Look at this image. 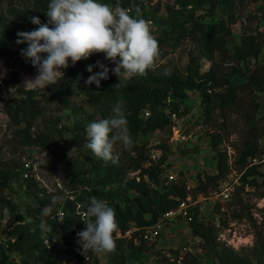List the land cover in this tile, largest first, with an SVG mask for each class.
<instances>
[{
  "label": "trees",
  "instance_id": "obj_1",
  "mask_svg": "<svg viewBox=\"0 0 264 264\" xmlns=\"http://www.w3.org/2000/svg\"><path fill=\"white\" fill-rule=\"evenodd\" d=\"M1 1L5 5L3 9L0 7V57L18 47L27 48V43H16L17 32L38 28L30 22L33 16L46 23L45 12L50 0ZM144 1L150 0H98L113 9L125 8L133 17L139 8V18L155 20L157 8L148 15ZM246 2L255 4L256 23L263 24L264 0H172L171 6L166 7L165 18L159 20V35L155 38L159 51L175 50L184 42L196 46L194 53L186 54L182 70L176 67L165 71L149 69L145 75L125 79L122 74L115 75L111 71L115 64L104 59L103 63L110 69L109 78L101 80L97 88L95 84H85L92 75L86 70L87 66L96 63L82 59L73 66L69 60V67L63 70L64 79L58 84L43 90H18L17 97L1 101L2 113L15 128L12 139L16 144L35 147L50 155L63 173L66 182L62 191L67 194H57L64 197V202L53 205L45 217L42 210L51 204L54 196L46 195L32 178H23L26 171L22 167L0 168V217L4 208L13 216L12 222L5 223L6 240L4 248L0 246V264H99L97 253L89 250L83 254L77 235L86 227L80 213L86 210L90 197L106 201L115 211L116 247L110 252L114 264L146 262V255L153 251L154 244L148 245L143 240L144 231L186 198L193 201L197 195L205 197L229 171L226 153L219 149L223 137L216 131L206 134L214 172L196 173L192 188H187L180 179L167 181L168 149L165 144L159 142L155 146L161 150L160 157L150 160L145 136L154 132L168 134L171 118L178 119L189 113L186 106L189 93L197 96L202 125L209 126L217 118L223 133L224 122L229 117L240 120L243 131L232 163L239 174L238 190L264 187V172L248 164L250 159L264 155V147L259 144L262 131L264 135V113L257 116L258 99L264 96V34L242 28L237 42L229 44L231 26L239 21ZM201 59L209 62L204 72H200ZM249 61L252 64L249 65ZM99 71L98 67L93 68V72ZM77 77L78 88H75ZM119 82L121 87L113 86ZM117 103L125 112L132 142L130 146L119 142L114 146L118 162L114 164L97 158L85 167L82 162L69 160L67 151L71 144L63 138L70 130L58 117H52L49 109L67 110L89 124L110 117ZM12 183L23 188L26 198L35 201L33 206H25L23 210L32 218L31 222L25 223L13 204L1 195ZM236 205V209H240L239 203ZM219 206H213L215 213ZM197 211L196 207L187 208L189 233L200 248L211 251L216 264L242 263L243 259L231 249L217 243L213 225L199 219ZM59 212L63 214V223L55 218ZM231 213L233 219L240 218L238 213ZM42 220L45 222L43 228ZM126 232L130 233L129 238H121ZM168 253V257L155 255L153 259L158 264H195V256L185 253L179 258L176 251L168 250Z\"/></svg>",
  "mask_w": 264,
  "mask_h": 264
},
{
  "label": "rangeland",
  "instance_id": "obj_2",
  "mask_svg": "<svg viewBox=\"0 0 264 264\" xmlns=\"http://www.w3.org/2000/svg\"><path fill=\"white\" fill-rule=\"evenodd\" d=\"M146 12L151 14L154 8L155 20L146 19L149 23L151 34L154 37L159 35L157 25L160 19L165 18L166 7L171 6L172 0H150L144 1ZM5 2L1 1L0 7H4ZM255 4L246 2L240 12V19L231 26V36L229 44L237 42L240 30L247 29L251 31L263 32L264 23L258 25V15H256ZM132 15V12L129 11ZM26 24L25 20H22ZM196 46L193 43L184 42L180 48L170 50L164 48L159 51L151 70L165 71L172 67L182 70L187 61V53H194ZM22 47H18L14 52L7 56L0 57V107L1 101H7L19 95L18 90H43L42 87L25 86L26 78L34 79L38 69L34 67L30 60H26L21 55ZM46 56L47 54H41ZM93 63L101 61L105 57L103 54H93L89 58ZM252 61H249V65ZM200 72H204L209 67V62L205 59L199 61ZM122 74V78H128ZM11 89V92H10ZM259 110L257 116L264 113V96L258 99ZM81 105L80 103H78ZM186 106L189 113L181 118L172 117V125L168 134L164 132H154L146 135L145 140L148 146L149 156L153 154L154 160L160 157L161 150L155 148L159 142L165 144L168 149L165 171L167 181L182 180L187 188L194 186V176L196 173L211 174L214 172L212 153L208 145V132L216 131L223 137L219 144V149L224 150L229 165L227 176L218 183L216 188L207 192L205 197L197 195L195 200L186 198L184 204L187 208H197L198 218L204 222H210L216 230V241L224 247L231 249L243 261L240 264H264V187L259 190L243 188L238 190L237 170L232 163L235 156V150L239 145V137L243 131L239 119L234 116L224 122L223 133L218 124L220 120L214 118L213 123L204 126L200 123L199 107L197 96L193 93L188 94ZM86 112L89 109L85 108ZM52 117H58L61 124L66 125L70 133L66 135L64 142L70 143L71 147L67 151V158L82 162L85 167L97 159L91 150L85 147L87 125L79 115L71 114L67 110L49 109ZM263 122V121H262ZM261 122V123H262ZM14 127L8 123L7 118L0 108V168H9L13 166L22 167L26 171V178H32L40 190L46 195L57 196L58 193L67 194L62 191L66 182L63 173L54 159L45 152H41L35 147L22 146L16 144L12 139ZM259 138V144L264 147V135ZM151 160V159H150ZM262 172L264 170L259 168ZM237 193V196L234 194ZM2 197L13 204L14 209L23 217L25 223L31 222L32 218L23 212L25 206H33L35 201L32 198H26L23 194V188L12 183L8 188L1 192ZM236 197V198H234ZM237 201V202H236ZM236 203H239L240 209ZM219 204V211L215 213L213 206ZM231 204V205H229ZM240 210V211H239ZM240 215L239 219H233L231 212ZM62 213H57L55 218L61 219ZM13 221V216L9 214L6 208L2 209L0 217V246L4 248L3 243L6 240L5 223ZM224 225H220V222ZM159 231L155 239L148 242L154 244L152 252L146 255V262L141 264H158L153 257H168V250L176 251L181 258L185 253L195 256V264H216L211 251H203L198 245V241L189 233L188 221L179 218H170L161 220ZM129 232H126L121 238H129ZM99 264H114L110 252L97 253ZM123 264H133L131 261H125ZM164 264V263H160Z\"/></svg>",
  "mask_w": 264,
  "mask_h": 264
},
{
  "label": "clouds",
  "instance_id": "obj_3",
  "mask_svg": "<svg viewBox=\"0 0 264 264\" xmlns=\"http://www.w3.org/2000/svg\"><path fill=\"white\" fill-rule=\"evenodd\" d=\"M45 14L46 23L33 16L30 22L39 27L17 32L16 43L28 45L21 50V55L38 69L34 79H25V86L46 88L56 85L64 79L63 70L69 67V60L74 66L93 54H103L106 60L114 63L111 71L118 77L121 74L129 77L145 75L159 56L158 41L151 34L149 23L139 18V8L133 17L125 8L117 6L113 9L98 0H50ZM94 67L100 71L93 72ZM86 70L92 73L85 81L86 85L95 84L100 88L101 80L109 78L110 69L101 61L88 65ZM78 82L79 77L73 87L78 88ZM113 86L119 88L122 85L119 82ZM85 132V147L105 162H118L114 152L118 142L124 146L132 143L126 115L119 103L113 106L110 117L87 124ZM89 201L86 210L80 213L86 225L77 234L81 250L83 254L89 250L94 253L112 252L116 247L113 234L118 227L115 211L104 200L90 197ZM63 202V196L52 197L51 204L42 210V215L48 216L53 205ZM63 221L61 217L60 223ZM44 223L42 220L41 228Z\"/></svg>",
  "mask_w": 264,
  "mask_h": 264
},
{
  "label": "built area",
  "instance_id": "obj_4",
  "mask_svg": "<svg viewBox=\"0 0 264 264\" xmlns=\"http://www.w3.org/2000/svg\"><path fill=\"white\" fill-rule=\"evenodd\" d=\"M149 23V22H148ZM150 159L154 160L153 154L150 155ZM248 164L250 166H258L259 168H262L264 170V155H261L260 157L250 159L248 161ZM23 178H26V175L24 174L22 176ZM170 218H179L184 221H188L189 217L187 215V206L184 204V202H181L178 204L177 208L175 210L168 211L162 216L161 220L170 219ZM159 220L154 226L146 229L142 235L143 240L149 242L156 238L157 233L159 231V224L161 222Z\"/></svg>",
  "mask_w": 264,
  "mask_h": 264
}]
</instances>
